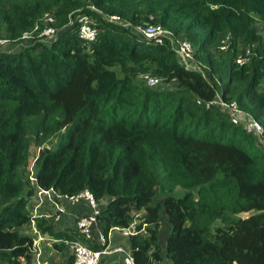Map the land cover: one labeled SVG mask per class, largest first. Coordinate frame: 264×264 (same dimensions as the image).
Wrapping results in <instances>:
<instances>
[{
  "label": "trees",
  "instance_id": "1",
  "mask_svg": "<svg viewBox=\"0 0 264 264\" xmlns=\"http://www.w3.org/2000/svg\"><path fill=\"white\" fill-rule=\"evenodd\" d=\"M80 15L93 22L92 41L78 37L77 26H66ZM43 22L60 29L56 38L37 37ZM150 24L189 41L208 78L181 65L169 42L157 44L131 28ZM258 24L264 25V0H0L6 43L23 42L26 31L40 26L24 45L0 51V260L31 264L33 240L18 229L31 222L29 199L43 189L62 197L87 190L97 201L108 199L97 215L105 243L92 244L94 250L106 248L112 228L133 225L128 248L136 264L164 257L171 264H264V133L198 103L234 102L264 130V36ZM246 49L248 61L237 64L236 55ZM129 65V76L113 69ZM138 73L157 83H137ZM56 115V143L39 149L31 185L24 176L27 126ZM152 134L175 144L187 187L233 180L241 216L228 220L217 211L225 224L204 238L205 211L190 194L155 201L163 177ZM162 212L169 224L163 246ZM34 221L42 233L85 242L77 230L54 231L44 220Z\"/></svg>",
  "mask_w": 264,
  "mask_h": 264
},
{
  "label": "built area",
  "instance_id": "2",
  "mask_svg": "<svg viewBox=\"0 0 264 264\" xmlns=\"http://www.w3.org/2000/svg\"><path fill=\"white\" fill-rule=\"evenodd\" d=\"M48 17V16H47ZM46 17V18H47ZM111 20L116 22H121L117 17H112ZM52 21V18H47V22ZM92 20L86 16V15H80L76 17L75 20L71 19L69 23L67 24V28L71 27L72 25L77 26V34L78 37L81 39H84L86 41H92L95 37V30L92 25ZM121 25H125L124 23H120ZM38 25H35L33 30L26 31L22 37L21 40L25 42V39L32 38L33 33H35L36 29H38ZM135 32H137L140 36L145 37L147 39L153 40L157 44H163L166 42H169L171 47L173 48L174 52L176 53V56L180 60L181 64L191 70H198L203 75H205L206 78H208V75L205 74L202 71V68L200 67V64L195 60L194 58V48L192 44L183 39L176 38L171 31L168 29L160 26V25H146V26H134L131 27ZM60 29L55 28L52 26H44V28L37 34V37L40 39H43L44 41H51L54 38H56L58 32ZM228 37L224 38V40L220 43V49L224 50L227 48V42ZM7 40L5 41V43ZM250 52L248 49L244 50L243 52H240L235 57V62L239 65L245 63L248 61V56ZM157 83V79L155 78H148L147 84L150 86H153ZM199 104H205L208 107L216 106L219 110L222 112H225L226 114H229L231 116V120L234 123H238L239 121H246V129L250 132H254L257 134L264 133V130L260 124H258L256 121L250 119L245 112L238 109L236 103L234 102H226L222 101L220 98H218L215 101H209L204 102L203 100H198ZM32 180L33 174L31 177ZM43 196L46 197L47 202L50 204L55 203V199H65L69 204H76L80 201H86L88 205L91 207L92 211L89 214L81 215L76 220V230L81 236L85 242H82L80 240H69V239H60L57 240L58 242L64 243L67 248L69 249L70 255L72 257L71 264H100V256L103 253H107V249L104 248L103 250H94L92 248V244L94 241V230L96 226L98 227V219L97 215L100 212V207L98 204V201L87 191L83 190L80 191L74 195H70L68 197H62L58 195L57 193L53 192L52 190H43V189H37L35 194L32 197H35L37 201V205H41L44 202ZM44 217L50 218V215H44ZM56 221L59 218V215L56 214L55 217ZM133 225L130 226L127 229L129 235L133 234ZM99 238L98 241H95L98 244L103 245L105 243V238L102 234L101 229H99ZM41 240V238H37L33 241L31 249L35 250L38 249V242ZM91 245V246H90ZM123 251V249H116L115 251ZM123 264H136L133 257L130 253H126L123 257Z\"/></svg>",
  "mask_w": 264,
  "mask_h": 264
},
{
  "label": "rangeland",
  "instance_id": "3",
  "mask_svg": "<svg viewBox=\"0 0 264 264\" xmlns=\"http://www.w3.org/2000/svg\"><path fill=\"white\" fill-rule=\"evenodd\" d=\"M80 1L85 4L89 2V0ZM43 23L45 26V22ZM44 26L42 27L44 28ZM256 26L259 29V32L264 36V25L258 24ZM39 28L40 26L38 29ZM7 36L6 33L0 34V51H10L16 49L19 44L24 45L21 41H10L5 43ZM129 68L130 65L125 68L115 66L113 69L119 74V76H129L130 74L125 72V69L128 70ZM149 77V74L138 73L134 79L139 84H145ZM53 118H49L47 122L43 123L40 118L37 117L32 119L27 126L26 135L31 138V141L30 155L28 163L26 164L27 169H25L26 173L24 176L30 181L31 185L33 184L31 177L36 170V159L39 149L54 148L56 143L57 131L54 130L55 126L53 122L58 119V115L53 116ZM35 134H38L40 137L35 138ZM35 139H39L40 143L39 141L36 142ZM152 139L156 143L159 164L163 177L161 180V187L157 190L155 201H161L166 194H173L178 197L183 196L185 193L190 194L192 197L191 199L196 203V206L205 211L202 216H200L201 227H205L203 230L204 238H212L213 231H215L217 227L225 224L220 217L215 216L217 211L223 210V213L228 220L236 219L241 216L240 212H235L236 203L239 200L237 198L236 185L233 180H226L218 177L207 184L187 187V184L190 183V179L179 165L176 157L177 148L175 144L169 138L162 135L159 136L157 134H152ZM252 213H255V211L242 213V216H248ZM138 215L140 216L142 213L140 212ZM138 219L139 218H136V223L138 222ZM160 224V243L164 245V239L169 230V224L165 218L164 212L161 213ZM0 264H4V262L0 260ZM155 264H171V262L164 257L161 262Z\"/></svg>",
  "mask_w": 264,
  "mask_h": 264
},
{
  "label": "crops",
  "instance_id": "4",
  "mask_svg": "<svg viewBox=\"0 0 264 264\" xmlns=\"http://www.w3.org/2000/svg\"><path fill=\"white\" fill-rule=\"evenodd\" d=\"M45 199V197L43 196ZM56 204H50L44 201L41 205H37L35 197L29 199V215L32 219L30 223L23 225L18 229L21 235H27L36 240L41 238L38 242V249L33 250L31 264H70L72 259L67 246L58 242L60 240L54 236H50L48 233H42L35 224V219L39 218L44 220L46 225H52L54 231H61L64 228L76 230V220L78 217L84 214L91 213L92 209L86 201H80L76 204H69L63 200H56ZM108 199H102L98 201L100 210L106 206ZM55 212L59 215L56 221ZM44 215H52L51 218L44 217ZM100 226H96L94 230L93 244H98ZM129 233L127 230L121 228H112L108 235L107 241V253H103L100 256V264H123V257L126 253H129L128 239ZM62 243V245H59ZM101 245V244H98ZM163 246V244H161ZM116 249H123V251H115Z\"/></svg>",
  "mask_w": 264,
  "mask_h": 264
},
{
  "label": "clouds",
  "instance_id": "5",
  "mask_svg": "<svg viewBox=\"0 0 264 264\" xmlns=\"http://www.w3.org/2000/svg\"><path fill=\"white\" fill-rule=\"evenodd\" d=\"M71 19H69V21H70ZM74 20V19H73ZM69 23V22H68ZM67 26V25H66ZM182 65V64H181Z\"/></svg>",
  "mask_w": 264,
  "mask_h": 264
}]
</instances>
